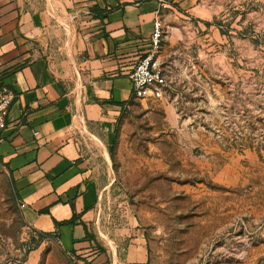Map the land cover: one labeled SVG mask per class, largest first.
Instances as JSON below:
<instances>
[{
  "label": "rangeland",
  "instance_id": "obj_1",
  "mask_svg": "<svg viewBox=\"0 0 264 264\" xmlns=\"http://www.w3.org/2000/svg\"><path fill=\"white\" fill-rule=\"evenodd\" d=\"M183 1L167 86L131 103L107 149L101 229L120 264L139 233L146 264H264V0ZM0 264H77L26 226L1 162Z\"/></svg>",
  "mask_w": 264,
  "mask_h": 264
},
{
  "label": "crops",
  "instance_id": "obj_2",
  "mask_svg": "<svg viewBox=\"0 0 264 264\" xmlns=\"http://www.w3.org/2000/svg\"><path fill=\"white\" fill-rule=\"evenodd\" d=\"M163 2L173 45L183 0H0V84L14 93L0 162L26 226L77 264H120L98 212L107 149L122 113L148 100L133 98L129 73L149 49ZM147 261L146 240L134 234L124 263Z\"/></svg>",
  "mask_w": 264,
  "mask_h": 264
},
{
  "label": "built area",
  "instance_id": "obj_3",
  "mask_svg": "<svg viewBox=\"0 0 264 264\" xmlns=\"http://www.w3.org/2000/svg\"><path fill=\"white\" fill-rule=\"evenodd\" d=\"M167 8L168 4L163 2L154 11L149 49L137 60L132 71L129 73L131 92L134 99L158 98L167 86L165 70L159 58L166 30L162 17L164 10ZM13 99L14 93L12 90L8 86L0 84V132L6 126L7 110ZM22 206L20 204V207Z\"/></svg>",
  "mask_w": 264,
  "mask_h": 264
},
{
  "label": "trees",
  "instance_id": "obj_4",
  "mask_svg": "<svg viewBox=\"0 0 264 264\" xmlns=\"http://www.w3.org/2000/svg\"><path fill=\"white\" fill-rule=\"evenodd\" d=\"M67 223V222H61L60 224Z\"/></svg>",
  "mask_w": 264,
  "mask_h": 264
}]
</instances>
